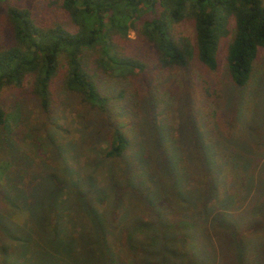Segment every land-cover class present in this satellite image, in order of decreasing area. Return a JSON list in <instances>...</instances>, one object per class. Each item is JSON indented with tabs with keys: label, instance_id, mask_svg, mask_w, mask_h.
Here are the masks:
<instances>
[{
	"label": "trees",
	"instance_id": "obj_1",
	"mask_svg": "<svg viewBox=\"0 0 264 264\" xmlns=\"http://www.w3.org/2000/svg\"><path fill=\"white\" fill-rule=\"evenodd\" d=\"M38 1L0 0V144L13 145L5 89H27L46 116L76 101L87 133L105 143L92 149L103 179L83 174L60 143L52 144L50 158L29 150L0 162V179L15 167L0 182L2 209L10 215L3 230L14 241L0 248V264H264V238L249 244L237 235L244 217L264 212V198L254 201L257 184L244 170L253 157L229 152L210 128L206 142L202 129L207 104L225 97L227 103L228 88L241 96L259 79L264 0ZM183 22L191 23L192 39L174 34ZM177 67L189 73L204 104L197 114L185 106L183 144L175 136L166 140L156 112L157 87ZM171 92L190 105L189 95ZM127 130L139 136L148 130L146 142L136 149ZM35 158L41 165L32 172ZM224 165L249 177L244 196L251 210L234 203L235 178L219 189ZM36 191L38 201L51 200L45 210L64 230L48 243L12 236L32 213Z\"/></svg>",
	"mask_w": 264,
	"mask_h": 264
},
{
	"label": "rangeland",
	"instance_id": "obj_2",
	"mask_svg": "<svg viewBox=\"0 0 264 264\" xmlns=\"http://www.w3.org/2000/svg\"><path fill=\"white\" fill-rule=\"evenodd\" d=\"M25 2L41 3L38 0H25ZM173 32L177 37L186 36L190 39L193 38L192 25L189 22L175 25ZM129 36L134 38V32L130 31ZM227 41L228 40H225L221 43L219 48L220 52H222L223 45L227 43ZM255 67L257 68L256 74H258L257 76H259V79L254 78L250 85L244 89L241 96L239 95V91L236 92L233 91L232 88H228L226 93L228 92L229 96L227 97L231 98L227 103L225 102L226 97L224 96L225 98H222L220 104L210 102L204 107L207 123L202 126V129H206L203 134L206 138V142L210 141L207 135V131H209L208 128H210V135H222L223 138H225L229 152L234 149L240 151L241 154L246 156V158L248 156L253 157V164L248 166V171L245 168L244 170L247 172V175L253 179V184H257L254 201L258 203V201H261L264 198V189H260L259 187V185L264 187V70L261 71V69H264V48L259 49L258 58L255 61ZM261 74L262 76H260ZM189 76L190 75L186 70L177 67L176 69H172L167 80L163 79V81H161V86L157 87V92L159 94V103L156 111L157 122L162 127L166 128V130H164V137H166V140L175 136V138H179L182 141V144L189 136L188 130L186 129L187 133L184 128H182L183 122L185 121V106H191L194 110V114H197V108L204 105L201 100L199 88L194 85L192 79L189 80ZM188 85L192 86L188 88ZM218 86L223 87L222 85ZM169 88L176 92L178 96L180 95V97L181 94H185L186 96L189 95L190 100L188 99V101L190 105H186V103L183 104L179 99L177 100V96L171 92ZM3 94L5 110L13 119V125L11 126L13 137H10V139L13 138L10 140L13 145L11 148H7L5 143L0 144V162L5 159H21V155L29 150H32L34 155L42 154V159L46 157L50 158L53 157L51 153L52 144L60 143L65 145L66 150L69 148L68 151H72V155L74 156L72 159L73 165L77 168L81 167L80 170L83 174H91L97 177L99 175L101 180L103 179L100 174L102 168L98 166L99 164L96 162L97 160H94L95 153L92 149L104 147L105 143L103 140H99L96 133V136L91 133V135L88 134L87 132L89 131L90 126H85V124L88 123L87 120L83 121L82 118L76 116L77 113H84V109L81 105H78L76 101H73L71 104L65 105L64 108L59 110L56 114L46 116L44 113L40 112L36 100L32 98L27 89L21 91H9L8 89H5ZM122 121L123 119H118L120 125L126 129L127 122ZM99 122V118H97L93 125H96ZM84 127H88V129ZM100 127H102L101 124H99L97 128ZM30 128L33 130L31 131L32 135H36L37 137L36 142L29 134ZM147 133L148 130H144L139 136L138 132L136 133L135 130H127V134L136 139L134 144L136 149L140 148V141L142 143L146 142ZM1 135L2 134H0V139L2 140ZM187 156L188 155L186 154V157ZM188 158L190 160V156ZM35 162L32 164V172L41 165V162L37 161V159ZM115 167L119 168L117 164H115ZM14 169L15 167H11L10 171L12 170V172L4 173V178L2 177L0 182L4 181L7 176L9 177ZM223 172L227 179L223 178L226 180L224 184H218L220 187L219 189L226 190L228 188L226 182H230L232 178H235L232 182L236 185L234 191L237 192V194H235V197L237 196V198L234 203L240 207V209L249 204L248 210H251L252 203H249L248 199L244 196L247 188L245 180H249V177L244 178L243 175H246V173H243L244 171L241 172L240 169L233 170L231 166L227 165H224ZM8 177L6 180H8ZM19 181L23 180L19 179ZM257 192L259 193L258 195ZM37 194V191L33 192L35 205L32 213L30 216H27L24 221L22 220L25 226L20 225L15 228V231L12 232V236L20 237L23 234H27L32 238L33 242L36 240V237H38L41 238L42 242L48 243L47 240L51 235L64 234V230L59 224H54L53 221L50 220L51 217L48 211L45 210L51 200L48 199L42 203L43 201H38ZM3 202H5L4 199L0 197V248L8 245L11 247L14 246V241L10 236L11 234H7V232L3 230L4 222L10 218V215H6L2 209ZM230 210H238L237 213L239 212V209ZM256 212L257 213L250 214V216L243 218L244 225L241 229L242 231L237 234L239 237H243L245 241H250L249 244L255 241L257 243V240L259 241V239L264 238V212L262 208L257 209ZM12 215L14 217L16 216L14 213ZM16 218L18 219L19 215H17ZM20 219L22 218H19L18 220ZM256 219L257 223L253 228L252 223ZM30 247L32 248V245ZM78 263L89 264L85 262L81 263L79 261ZM66 264H74V261H69Z\"/></svg>",
	"mask_w": 264,
	"mask_h": 264
}]
</instances>
